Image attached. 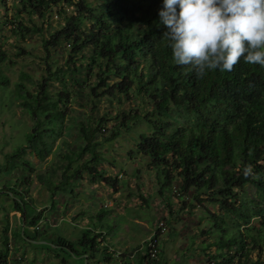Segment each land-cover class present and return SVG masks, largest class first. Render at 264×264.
Here are the masks:
<instances>
[{
	"label": "trees",
	"instance_id": "obj_1",
	"mask_svg": "<svg viewBox=\"0 0 264 264\" xmlns=\"http://www.w3.org/2000/svg\"><path fill=\"white\" fill-rule=\"evenodd\" d=\"M162 6L163 0H12L7 8L6 0H0V10L13 13L3 22L11 34L23 41L39 36L46 53L44 74L35 83V91L27 88V83L34 81L23 71L10 90L32 125L26 145L4 155L0 177L9 175L18 164L31 174V164L24 160L27 154L40 162L46 160L63 137L72 116V102L87 97L90 111L103 99L109 103L116 100L118 105L136 102L132 112L79 120L82 145L62 157L67 163L61 180L48 187L52 197L73 182L84 181V174L91 182L115 188L118 179L101 168L102 142L97 138L106 132L109 121L118 123L112 126L110 136L104 137L105 142H114L123 132L143 124L146 129L138 132L134 149L155 172L158 195L164 197L167 190L169 197L205 212L209 228L201 229L200 234L208 240L214 238L198 248L208 264H264V67L241 59L233 71H208L199 78L190 66L175 65L163 39L167 29L158 15ZM54 15L59 17L58 28L51 23ZM2 39L0 89H6L10 79L1 68L15 62ZM61 52L68 55L62 65L52 59ZM22 53L20 49L16 56ZM52 83L61 87L53 91ZM249 165L252 174L246 176ZM28 181H21L23 194L17 190L18 183L12 187L7 182L6 189H0V195L11 200V212L20 213L15 231L10 229L6 213L0 264H9L11 239L16 243L45 240L48 244L43 246L57 259L61 253L68 258L87 255L88 262L95 259L106 244L102 233L95 232L97 223L91 229L88 226L75 243L61 236L47 240L49 233H41L38 227L41 213L31 215L26 200ZM0 207L7 212L3 204ZM169 215L176 218L172 211ZM142 247L143 252L137 247L116 260L150 264ZM104 249L103 264H111ZM18 257L22 262L23 256ZM60 262L68 264L64 258ZM164 263L160 247L156 264Z\"/></svg>",
	"mask_w": 264,
	"mask_h": 264
},
{
	"label": "rangeland",
	"instance_id": "obj_2",
	"mask_svg": "<svg viewBox=\"0 0 264 264\" xmlns=\"http://www.w3.org/2000/svg\"><path fill=\"white\" fill-rule=\"evenodd\" d=\"M11 3L12 0H6V7L10 8ZM12 14L10 10L5 11L1 7L0 37L3 38L2 40H6L5 50L15 63L12 65L6 63L1 68L4 74L9 77L10 86L6 89H0V166L4 164L6 153L20 145H26V133L30 131L32 125L31 119L22 111L10 90L13 89V84L18 81L20 72L23 71L30 75L34 81V84L27 83V88L32 92L35 91V83L41 79L46 66L43 62L46 53L43 51L42 40L39 36H29L26 41H23L11 34L8 24H3L4 17L10 19ZM58 18L56 15L52 17L53 27H59ZM20 49L23 50V53L16 56ZM67 57V54L61 52L54 54L52 59L57 64L62 65ZM60 87L55 83L51 85L52 90ZM88 91L85 90L86 93ZM88 100L86 97L77 103H71L72 116L66 122L67 128L63 137L56 141L52 153L45 161L40 162L31 153L24 156V160L31 164V174L27 168L18 164L17 168L9 175L3 174L0 177L1 190L6 189L7 182H11L12 187L13 183H18L17 190L21 194L25 190L21 181L29 179L26 200L31 204V215L41 213L43 219H41L38 227L41 233H49L50 236L77 240L81 238V233L88 229V226L83 227L82 224H78L76 227L71 225L67 219L61 220V214H64L66 208L64 201L69 199L66 204L73 201V195L82 199L85 192V201L88 202L86 197L88 193H92V187L98 182H91L90 176L84 174V181H80L78 184L73 182L64 192L56 191L53 197L51 191L48 190L50 183L57 184L61 180L62 168L67 163L62 157L77 151L78 147L82 145L77 132L79 120L86 121L88 116L97 119L106 114L110 116L119 112L128 113L134 111L137 106L136 102H125L123 105H118L116 100L109 103L108 100L103 99L95 111H90L91 106L87 104ZM117 123L118 121L115 120L107 122L106 132L97 138L98 141L102 142L100 151L104 161L101 162V168L113 178L118 179L120 186L118 192L122 193L121 201H119L121 205L118 206L122 210V214L105 217L104 229L109 231L106 240H110L114 246L129 245L130 248H133L138 246L142 239L147 238L152 230L154 232L159 228L161 231L160 247L165 259L164 264H208L205 254L198 248L199 246L203 247L205 241H213L214 238L210 236V240H208L206 236L200 234L201 229L209 228L205 221L204 210L191 208L189 204L169 197L167 190L164 191V197L159 196L155 172L148 169L146 160L138 156L134 149V141L137 139L138 132L145 130L146 126L143 124L136 126L128 133L123 132L114 142H105L104 137L110 136L112 126ZM131 195L134 196L135 203L131 201ZM92 199H95V204L99 203L101 208L107 201L94 195ZM54 203L57 207L52 210L53 212H50V205L53 206ZM2 204L7 212L0 211V248H2V231L7 219L6 213H8L11 230L15 231L20 225V213L11 212V200L0 195V205ZM86 211L87 216L91 217V209ZM106 211H111V209ZM169 211H172L176 218L169 215ZM89 222L90 229L96 226L94 220L90 219ZM55 223L56 225L51 229L50 226ZM160 223L163 225L161 226ZM7 236L10 238V231ZM47 240H49L48 237ZM10 241L11 246L16 251L11 253L9 264H61L60 259L62 258L68 261V256L62 253L60 259H56L52 250L50 251L48 247L43 246L44 244L16 243L13 239ZM213 249L211 248V250ZM19 252L23 256L22 262L18 260ZM68 264L75 263L73 260H69ZM76 264H81V261L76 262Z\"/></svg>",
	"mask_w": 264,
	"mask_h": 264
},
{
	"label": "clouds",
	"instance_id": "obj_3",
	"mask_svg": "<svg viewBox=\"0 0 264 264\" xmlns=\"http://www.w3.org/2000/svg\"><path fill=\"white\" fill-rule=\"evenodd\" d=\"M158 15L172 62L199 78L233 71L241 59L264 67V0H163Z\"/></svg>",
	"mask_w": 264,
	"mask_h": 264
},
{
	"label": "crops",
	"instance_id": "obj_4",
	"mask_svg": "<svg viewBox=\"0 0 264 264\" xmlns=\"http://www.w3.org/2000/svg\"><path fill=\"white\" fill-rule=\"evenodd\" d=\"M92 188H93L92 193H88V195L86 197L88 202L85 201V195H84L85 192L83 193L84 197L82 199H80L76 195H73L72 196L73 201L67 202V204H66V201H68L69 199L64 201L66 208L64 210L65 211L64 214L63 215L61 214V216H62L61 220L67 219V221L71 225L76 226V227L78 226V224H80V225L82 224L83 227L84 226L87 227L90 224L89 220L90 219L94 220L97 223L95 232L98 234L100 232L102 233V238L104 239V241H106V244H102L103 246L101 248H99V252H97V254L95 255L96 258L93 260L90 259L89 262L87 261L88 260L87 255H82V256L75 257V258H68V261L73 260L75 264H76V262H79V261H81V264H103V260H104L103 254H104V250H105L104 248H106L107 253L110 255V256L108 255L109 256L108 258H110L112 260L110 263L111 264H121L119 261L116 260L117 256H121L122 254H127L132 249H135L137 247H139V250L143 252V247H142L143 242H145L147 240V238H149L153 234V230L151 231V234L147 238L142 239L140 241V244L136 247H133V248H130L129 245H125L123 247L114 246V244L110 240L109 241L106 240V237L109 235V231L107 229L106 230L104 229L103 223H104L105 217L107 215H113V217H114V216L122 214V210L120 208H118V206L121 205V203L119 201H121L120 198L122 196L121 195L122 193L118 192L119 188H120L119 184H116L115 188H111L105 184L98 182ZM93 195L102 197V198L107 200L104 203V205L102 206V208H101L99 203L95 204L96 200L92 199ZM133 197L134 196L131 195V201L135 203ZM116 201H118V202H116ZM56 207H57V205H55V203L53 204V206L50 205L49 211L51 212L53 209H56ZM121 208H122V206H121ZM88 209H91L93 216L91 214H90L91 217L87 216L88 213L86 210H88ZM110 209H111V211L105 212V210H110ZM59 212L61 213V211H59ZM63 216H64V218H63ZM19 219H20V217H19ZM19 223H20V220H19ZM101 223H102V226H100ZM55 225H56V223L51 225L50 228L52 229ZM55 237H57V236H50V235L48 236L49 240L55 239ZM63 238L69 242L75 243L77 241L76 239L74 240V238L72 240L67 239L65 237H63ZM13 252H14V250H13ZM20 254H21V252L18 253V255H20ZM99 256H100V258H99ZM18 259H19V257H18Z\"/></svg>",
	"mask_w": 264,
	"mask_h": 264
},
{
	"label": "built area",
	"instance_id": "obj_5",
	"mask_svg": "<svg viewBox=\"0 0 264 264\" xmlns=\"http://www.w3.org/2000/svg\"><path fill=\"white\" fill-rule=\"evenodd\" d=\"M160 225L162 226L163 223H160ZM160 240L161 231L158 228L156 231L153 232V234L149 238H147L145 242H143V245L145 246L149 256L150 264H156V262L158 261V257L160 255ZM8 247L10 249V254L13 253L11 241H9Z\"/></svg>",
	"mask_w": 264,
	"mask_h": 264
},
{
	"label": "water",
	"instance_id": "obj_6",
	"mask_svg": "<svg viewBox=\"0 0 264 264\" xmlns=\"http://www.w3.org/2000/svg\"><path fill=\"white\" fill-rule=\"evenodd\" d=\"M22 234H23V229H22ZM28 242H31V243H37V244H48L47 242L45 241H34V240H30V239H26Z\"/></svg>",
	"mask_w": 264,
	"mask_h": 264
},
{
	"label": "bare ground",
	"instance_id": "obj_7",
	"mask_svg": "<svg viewBox=\"0 0 264 264\" xmlns=\"http://www.w3.org/2000/svg\"><path fill=\"white\" fill-rule=\"evenodd\" d=\"M100 134V133H99Z\"/></svg>",
	"mask_w": 264,
	"mask_h": 264
}]
</instances>
